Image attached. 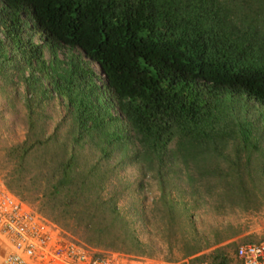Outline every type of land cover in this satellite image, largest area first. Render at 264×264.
Here are the masks:
<instances>
[{"label": "trees", "instance_id": "16d2710c", "mask_svg": "<svg viewBox=\"0 0 264 264\" xmlns=\"http://www.w3.org/2000/svg\"><path fill=\"white\" fill-rule=\"evenodd\" d=\"M0 175L95 252L240 264L264 239L231 219L264 211V0H0Z\"/></svg>", "mask_w": 264, "mask_h": 264}, {"label": "built area", "instance_id": "2783aa9c", "mask_svg": "<svg viewBox=\"0 0 264 264\" xmlns=\"http://www.w3.org/2000/svg\"><path fill=\"white\" fill-rule=\"evenodd\" d=\"M0 237L11 246L2 264H121L117 252H95L64 237L3 187H0ZM236 254L240 264H264V239L241 244ZM151 264L209 263L155 259Z\"/></svg>", "mask_w": 264, "mask_h": 264}, {"label": "rangeland", "instance_id": "374dc122", "mask_svg": "<svg viewBox=\"0 0 264 264\" xmlns=\"http://www.w3.org/2000/svg\"><path fill=\"white\" fill-rule=\"evenodd\" d=\"M18 133H20V132L18 131ZM15 136L18 137V134L14 133V134L9 135V134L5 133L4 139H6L7 142H10V141H12V138L14 139ZM2 182L3 181H2L1 175H0V187L4 188V186L2 185ZM147 197H148L147 202L150 203V201L153 198V193H149ZM24 206L27 209H30L28 206H26V204H24ZM231 219L240 220V221H243V223H245V225L246 224L249 225V227L246 228V226L243 224V228H245V229H243V231L239 234L240 237H243L242 235L250 233V232L254 233L256 235L255 236L256 239H259L264 235V211L257 216L240 215L239 214V215H236L234 217H231ZM138 231H139L138 232L139 236L141 238L146 237V234L142 233V232H145V230H138ZM147 236H148V234H147ZM118 254H119L118 257L121 256V258H120L121 264H151V262L155 259L163 260L166 262H172V261L165 260V253L164 252H158L154 256L148 257V258H146V257H143V258L142 257H135L132 255L122 254V253L121 254L118 253ZM179 261H183V259H179L176 262H179ZM184 261H188V260H184Z\"/></svg>", "mask_w": 264, "mask_h": 264}, {"label": "crops", "instance_id": "0c3cea01", "mask_svg": "<svg viewBox=\"0 0 264 264\" xmlns=\"http://www.w3.org/2000/svg\"><path fill=\"white\" fill-rule=\"evenodd\" d=\"M10 244L4 239L3 237H0V264H2L3 259L10 248Z\"/></svg>", "mask_w": 264, "mask_h": 264}, {"label": "clouds", "instance_id": "9594fccd", "mask_svg": "<svg viewBox=\"0 0 264 264\" xmlns=\"http://www.w3.org/2000/svg\"><path fill=\"white\" fill-rule=\"evenodd\" d=\"M60 54H61V53H60ZM44 55H45V57L48 58V56H49V52L47 51V48L44 49ZM92 67H93L94 71L100 73V69H99V66H98L97 64L92 65ZM100 74H101V73H100Z\"/></svg>", "mask_w": 264, "mask_h": 264}]
</instances>
